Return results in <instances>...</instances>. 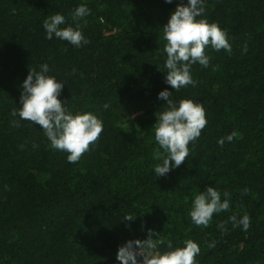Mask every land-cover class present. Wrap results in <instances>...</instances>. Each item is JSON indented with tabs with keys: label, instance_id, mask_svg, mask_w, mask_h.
<instances>
[{
	"label": "trees",
	"instance_id": "obj_1",
	"mask_svg": "<svg viewBox=\"0 0 264 264\" xmlns=\"http://www.w3.org/2000/svg\"><path fill=\"white\" fill-rule=\"evenodd\" d=\"M181 2L0 0V264H117L118 247L149 229L161 248L196 241V264H264V0H206L204 16L227 32L232 53L206 49L210 66L192 68L196 86L174 91L162 28ZM80 4L90 9L79 21L89 43L45 39L44 19L59 12L72 24ZM45 62L65 84L59 99L103 121L74 164L39 125H12L23 80ZM166 88L174 100L201 102L208 122L185 162L156 178L154 128ZM208 186L229 192L231 207L197 227L191 202ZM129 214L134 221L123 220ZM233 214L249 215V229L233 227Z\"/></svg>",
	"mask_w": 264,
	"mask_h": 264
},
{
	"label": "clouds",
	"instance_id": "obj_2",
	"mask_svg": "<svg viewBox=\"0 0 264 264\" xmlns=\"http://www.w3.org/2000/svg\"><path fill=\"white\" fill-rule=\"evenodd\" d=\"M165 2L172 4L174 0ZM205 5L206 0H187L186 3L182 0L162 28L163 39L166 41L163 47L166 54L164 69L167 70L165 83L174 91L188 85L196 86L192 68L196 64L204 68L210 66V56L206 49L232 53L227 32L204 16ZM69 15L72 24L67 23L66 17L59 12L48 15L43 21L45 39L67 41L76 48L87 45L89 40L84 36L79 21L90 15V9L80 4ZM213 70H216L215 66ZM64 85L51 74L46 62L30 69L21 85L18 110L13 109L11 112V116H18L19 120L13 119L12 125L20 127V121L39 125L49 141V147L67 153V162L74 164L99 139L103 121L92 112L70 110L65 101L59 99ZM172 92L166 88L158 93V99L166 101V105L157 115L154 128V139L158 147L153 153L156 163L152 170L156 178L167 175L185 162L190 152V143L200 138L208 122L201 102L191 98L174 100ZM237 136L238 132L233 131L221 137L217 143L223 147L226 140L231 142ZM247 191L243 190L244 193ZM230 207L229 192L221 193L216 186H208L194 195L189 215L197 227H207L214 214L227 212ZM135 217L129 214L123 220L131 222ZM229 220L233 227H241L245 231L251 226L247 214L239 217L233 214ZM218 227L223 230L225 224L221 223ZM163 243L161 235L149 229L145 239H129L118 247L117 264H196V257L201 251L196 241L187 239L183 246H174L169 240L161 248ZM214 246V243L209 245Z\"/></svg>",
	"mask_w": 264,
	"mask_h": 264
}]
</instances>
